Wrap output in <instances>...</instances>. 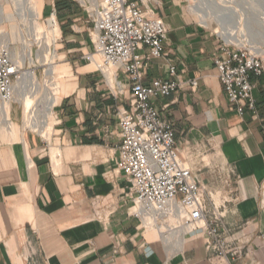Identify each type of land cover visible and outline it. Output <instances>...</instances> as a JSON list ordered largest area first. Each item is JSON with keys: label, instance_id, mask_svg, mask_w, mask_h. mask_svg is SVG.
<instances>
[{"label": "crops", "instance_id": "crops-1", "mask_svg": "<svg viewBox=\"0 0 264 264\" xmlns=\"http://www.w3.org/2000/svg\"><path fill=\"white\" fill-rule=\"evenodd\" d=\"M34 2L38 19L54 12L59 21L55 77L62 82L50 136L49 124L44 134L21 130L17 100L0 106V264H264V75L253 77L257 112L240 115L214 62L221 36L188 11L186 0L142 4L168 29L164 55L146 61L143 81L168 78L170 66L177 68L180 89L152 101L173 125L210 214L218 208L229 232L232 251L220 258L203 230L144 229L116 161L130 81L106 80L87 59L93 21L80 0ZM192 79L199 81L195 90Z\"/></svg>", "mask_w": 264, "mask_h": 264}, {"label": "built area", "instance_id": "built-area-1", "mask_svg": "<svg viewBox=\"0 0 264 264\" xmlns=\"http://www.w3.org/2000/svg\"><path fill=\"white\" fill-rule=\"evenodd\" d=\"M80 2L93 21V51L87 59L98 64L106 80L126 75L130 81V108L119 120L121 141L116 161L131 183L126 197L134 201L135 214L143 220L144 229L155 228L171 235L203 230L209 235L207 248L217 257H226L232 246L228 230L219 224L218 208L210 214L204 187L196 170L181 156L173 125L162 118L152 101L180 89L181 82L174 78L177 68L170 66L168 78L150 84L143 81L146 61L164 55L166 23L152 11L142 9L145 0ZM186 3L188 11L206 24L194 10L196 2ZM43 20L50 30L60 28L54 12ZM50 30L46 38L55 44L61 35L52 38ZM219 35L222 42L214 62L224 91L240 115L248 109L256 113L253 77L264 75V47ZM36 40L43 43L38 37ZM145 46L148 54L141 51ZM17 67L11 48L1 43L0 106L16 100L14 80L20 78ZM189 83L195 90L199 81L192 79Z\"/></svg>", "mask_w": 264, "mask_h": 264}, {"label": "rangeland", "instance_id": "rangeland-1", "mask_svg": "<svg viewBox=\"0 0 264 264\" xmlns=\"http://www.w3.org/2000/svg\"><path fill=\"white\" fill-rule=\"evenodd\" d=\"M207 1L212 6L213 11L219 10L215 4H217L218 2L219 3L222 2L220 0H207ZM227 1H229V0H226V2ZM233 1L235 3H237L239 7H240V5H243L246 8V10H247V13H246L247 14L246 15L247 16V23H248V27H249L248 31L252 35L254 34V36H255V38H253V37L250 38L248 36V32L245 31V33H247V38L245 39V38L239 37L238 41H243V40L246 41L247 40V41L252 42L254 45L264 47V0H233ZM8 5L13 10H15L16 7L18 9L20 8L23 10H27V5L23 4L22 0L19 1V4H15V5H14L13 0H5L3 3V6L7 7ZM230 5H231V3L228 2L227 6H230ZM210 9H208L209 12H211ZM248 13H250V14H248ZM197 14H199V13H197ZM199 16L202 18V20L208 26H210L218 34H221L223 36L221 26L219 25V23H217V21L214 18L209 19V20L208 19L204 20V18L200 14H199ZM196 17H198V15H196ZM224 18L228 21H231L230 18H227V17H224ZM43 21L44 20L42 18L39 19V23H40L39 37H38V35L37 36L33 35L35 30H31V33H30L31 35L27 38V40H31L33 42L32 50H31L32 55L31 56L26 55L27 52L25 50V58H24V61L22 60V63H18V61H20L22 53L24 52L23 51V44H21V41H19L18 38L13 35V29H12L11 22L8 21V18L6 16H3L2 22L0 23V32H1L0 33V44L1 43L2 44H8L9 43V45L11 47L12 54H13V59L15 60L17 66H18L17 68L19 70L18 73H19L20 78L14 80L15 86L16 87L19 86L18 80L20 81L21 77L23 76V73H25L27 71H35L37 74V77H38V85L36 87H34V89H33V91H35V93L31 92V90H30V92L27 91L26 92L27 95H25L24 101L22 100V101H20V103L18 102V104L20 105V107L23 111V124L21 126V130L23 132L25 129H28V130H32L35 132H39V133L42 132L43 133L45 128L40 130L38 128L25 127L23 129V127L25 126L24 125L25 108L34 106L36 102L38 103V101L41 99L40 97H43V95H45V90H47L48 88L54 92H55V90H60V88H61V82H62L61 76H57L55 78H50L49 76H47V73L49 71V67H51L53 65H55V67H56L57 63H59L58 62L59 56H58V49H57L59 42H56L55 44H53L54 41H52L51 39L48 40V38H46V31H49L50 28L48 26H46V24H44ZM18 23L23 28V31L26 33L27 29L30 27V20L19 18ZM241 28H243V27L241 26ZM37 37L39 39H42L43 43H40L39 40L37 41L36 40ZM3 38H5L7 40L3 41L2 40ZM47 43H49V46L47 45ZM46 57H47V59H46ZM23 79H24V77H23ZM46 85H47V87H45ZM46 97H47V93H46L45 99H46ZM28 99H29V104H26V102H28L27 101ZM45 99L43 100L44 102H42L44 104H45ZM24 105H26V106H24ZM39 109H40V111H38V114L40 116L39 120L43 121L45 119L44 112L47 111V108L45 109V111H43L42 107L40 106ZM52 120H53L52 116H50L49 117V126L46 129L47 130L46 131L47 134H45L46 136L51 135ZM44 124H46V120L44 121Z\"/></svg>", "mask_w": 264, "mask_h": 264}, {"label": "bare ground", "instance_id": "bare-ground-1", "mask_svg": "<svg viewBox=\"0 0 264 264\" xmlns=\"http://www.w3.org/2000/svg\"><path fill=\"white\" fill-rule=\"evenodd\" d=\"M5 0H0V23L2 22V17L6 16L8 18V21L12 24L13 29V35L18 38L19 41H21V44H23V53L21 56L19 63H22V60L24 61L25 58V50L26 55L31 56L32 55V46L33 42L30 40H27V38L31 35V30H35L34 34L35 36L38 35L39 37V31H40V23L38 19V13L36 8L34 0H22L23 4L27 5V10L18 9L16 7L15 10L11 9V7L8 5L7 7L3 6ZM20 0H13L14 5L19 4ZM196 4L194 6L195 12L199 13L204 20L206 19H212L214 18L217 23L221 26L223 37L238 41L239 37L241 38H247V33L250 38H255L254 34L252 35L248 31V23H247V10L243 5L238 6L237 3H235L233 0H229L226 2V0H220L222 2H218L215 4L219 10L213 11L212 6L208 3L207 0H195ZM231 3L230 6H227V3ZM6 3V2H5ZM235 4V5H234ZM209 5V6H208ZM211 8V9H210ZM208 9L211 10V12L208 11ZM250 14V13H248ZM224 17L230 18L231 21L226 20ZM27 19L30 20V27L27 29L26 33L23 31V28L19 25L18 19ZM216 23V24H217ZM241 26L243 28H241ZM58 29L57 26L51 28L50 34L52 35V38L54 36H58L57 34H54V32ZM1 33V32H0ZM4 34V33H3ZM5 35V34H4ZM3 35V36H4ZM5 37V36H4ZM3 41H6L7 39L3 38ZM254 40V39H253ZM256 41V40H255ZM8 47H10L9 43L5 44ZM11 48V47H10ZM264 52V50H261ZM42 55V54H41ZM41 58V57H40ZM47 59V57H46ZM56 67L55 65L49 67V71L47 73V76L50 78H54L56 75ZM24 77V79H23ZM19 86H15V98L20 103V101H24V97L26 92H34L33 89L38 85V77L35 71H27L23 73V76L21 77V80L19 81ZM40 84V83H39ZM40 86V85H39ZM47 87V85L45 86ZM31 88V89H30ZM47 93V97L45 99ZM41 99L36 102L34 106L25 108V120H24V127H31V128H38L42 130L43 128L46 129L47 125L49 124V117L53 114L54 106L56 104V92L51 91L49 88L45 90V95L43 97H40ZM45 99V104L43 100ZM26 104H29V99L27 100ZM26 106V105H24ZM42 107V110L45 111L47 108V111L44 112L45 119L42 121L39 120V114L38 110L40 111L39 107ZM46 120V124H44V121ZM52 153H54V156L56 158L58 151L54 150Z\"/></svg>", "mask_w": 264, "mask_h": 264}]
</instances>
